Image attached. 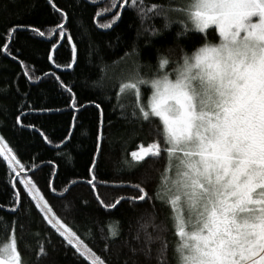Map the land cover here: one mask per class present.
I'll return each mask as SVG.
<instances>
[{"label": "snow or ice", "instance_id": "obj_1", "mask_svg": "<svg viewBox=\"0 0 264 264\" xmlns=\"http://www.w3.org/2000/svg\"><path fill=\"white\" fill-rule=\"evenodd\" d=\"M47 3L60 14L62 22L54 31L58 30L61 39L67 36L74 64L78 49L73 37L66 33L67 13L54 0ZM124 3L136 10L142 25L151 16H162L164 29L173 23L181 25L178 37L192 32L202 34L205 39L191 54L182 49V56L171 72L163 71L171 63L167 57H159V71L151 77L141 72L144 65L134 61L132 70L122 74L116 85L121 116L141 128L147 123L149 135L154 137L152 142L141 143L132 151L131 159H125L123 166L128 170L145 165L153 167L166 157V167L154 196L149 197L145 188L136 184L133 187L139 195L131 201L155 200L171 209L170 216L159 223L154 203L152 212L145 210L137 217L134 239L139 246L130 247L129 252L132 257L154 259L156 264H169V251L175 264H264V0H186L179 8L147 7L143 0H124ZM116 7L117 0H110V7L97 12L96 17L107 15ZM171 12H178L183 18L173 20ZM119 19V13H113L108 22L98 23L96 27L110 30ZM18 27L27 28L15 26L13 34ZM210 29L217 34V43L207 42ZM149 30L152 35L162 34L154 28L144 29ZM31 32L45 37L40 28L32 27ZM132 55H139L135 48ZM102 78L107 81L106 74ZM54 79L60 78L54 76ZM145 88L150 91L147 102L142 95ZM66 91L71 106L78 108L71 95L72 88ZM128 96L133 97L132 104L120 103ZM128 108L130 113L126 111ZM0 157L13 175L11 188L23 186L14 191L16 207L11 212L18 211L22 195H26L42 214L43 221L75 254L88 264H107L73 228L58 218L37 184L22 175L24 165L2 136ZM94 181V175L87 181L93 190ZM96 199L99 206L115 209L126 198L112 204H105L98 194ZM19 228L22 232L23 225ZM4 231L7 233L8 229ZM169 232L173 241L167 238ZM109 234L111 243L117 242V229L110 227ZM19 239L22 237H17L13 227L11 235L0 243V264H24L18 250ZM109 248L110 243H106L105 250ZM40 253L46 255L43 246ZM123 264H129V260L125 259Z\"/></svg>", "mask_w": 264, "mask_h": 264}, {"label": "trees", "instance_id": "obj_2", "mask_svg": "<svg viewBox=\"0 0 264 264\" xmlns=\"http://www.w3.org/2000/svg\"><path fill=\"white\" fill-rule=\"evenodd\" d=\"M185 2L143 0L147 7L179 8ZM54 3L68 16L66 33L73 37L72 42L78 49L74 64L67 36L61 39L58 30L54 31L62 22L60 14L54 12L47 0H0V136L24 165L22 175L37 184L58 218L73 228L107 264H123L125 259L129 264L133 261L156 264L154 259L148 261L142 255L132 257L129 252L130 247L139 246L134 239L137 217L145 210L152 212L154 203L159 223L170 216L171 209L159 201L133 203L131 198L139 195L133 187L136 184H141L149 197L154 196L166 167V157L153 167L145 165L128 170L123 166L125 159H131L132 151L141 143L152 142L154 137L149 135L147 123L141 128L121 116L116 85L122 74L132 70L134 61L144 65L141 72L151 77L159 71V57H167L171 63L163 71L169 72L180 60L182 49L191 54L205 39L202 34L192 32L178 37L181 25L173 23L164 29L162 16H151L142 25L136 10L124 0H117V7L100 17L96 13L110 7V0H54ZM116 12L120 19L112 29L96 27L98 23L108 22ZM169 15L173 20L183 18L178 12ZM18 25L27 28L18 27L13 34L12 28ZM32 27L44 31L45 37H37L31 32ZM152 28L162 34L144 31ZM60 42L53 60H48ZM207 42H218L217 34L211 29ZM134 48L138 56L132 55ZM105 74L107 81L102 78ZM68 87L72 88L71 95L78 108L71 106ZM142 95L147 102L150 91L145 88ZM120 103L130 105L133 97H125ZM126 111L130 113L131 108ZM93 175L95 190L87 183ZM12 180L7 162L0 157V243L5 242L14 227L17 237H22L18 250L24 264H88L50 229L29 197L22 195L21 207L15 213L10 211L16 207L14 191L23 187L17 185V189H12L9 183ZM97 194L105 204L121 197L126 199L115 209H105L99 206ZM20 225H23L22 232ZM110 227L119 233L115 243H111ZM167 238L173 241L171 232ZM106 243H110L108 250H105ZM41 246L46 255L40 253ZM172 255L169 251V264H175Z\"/></svg>", "mask_w": 264, "mask_h": 264}, {"label": "water", "instance_id": "obj_3", "mask_svg": "<svg viewBox=\"0 0 264 264\" xmlns=\"http://www.w3.org/2000/svg\"><path fill=\"white\" fill-rule=\"evenodd\" d=\"M60 45H61V42L54 48V50L52 52V57H53L54 53L57 51V49L59 48Z\"/></svg>", "mask_w": 264, "mask_h": 264}, {"label": "rangeland", "instance_id": "obj_4", "mask_svg": "<svg viewBox=\"0 0 264 264\" xmlns=\"http://www.w3.org/2000/svg\"><path fill=\"white\" fill-rule=\"evenodd\" d=\"M172 71V70H171ZM171 71H169V72H171Z\"/></svg>", "mask_w": 264, "mask_h": 264}]
</instances>
